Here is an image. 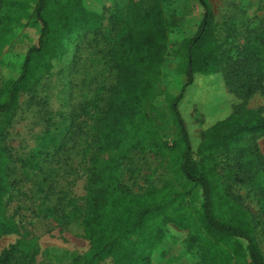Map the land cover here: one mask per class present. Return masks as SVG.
<instances>
[{"label": "trees", "instance_id": "trees-1", "mask_svg": "<svg viewBox=\"0 0 264 264\" xmlns=\"http://www.w3.org/2000/svg\"><path fill=\"white\" fill-rule=\"evenodd\" d=\"M51 1L37 0L34 5L33 15L41 24L38 41L27 49L18 76L7 78L0 90V237L19 231L8 207L24 181L33 182L30 192L35 195H54L53 185H47L46 162L79 133L85 138L81 154L89 166V178L86 204L75 209L91 246L74 256L75 263L111 258L113 264H150L163 226L173 222L194 232L191 239L200 242L202 264H239L232 254L233 244L239 242L245 244L247 264H264L258 237L259 225L264 226V158L256 141L264 136V116L246 106L248 96L256 90L264 92V35L253 37V31L231 28L221 38L209 1L198 0L202 19L195 35L184 39L177 69L187 79L177 93L168 95V114L177 131L170 145L154 129L145 109L159 94L157 80L168 52L169 30L161 1L148 0L146 6L133 1L120 14L114 12L108 18L104 14L101 26L91 29L88 25L81 31L93 33L88 45L100 38L109 44L106 57L114 64L115 81L97 85L94 96L75 108L63 136L48 129L37 149L17 156L5 144L6 121L17 109L20 94L50 75L54 62L68 53L64 40L74 35L71 32L58 41L51 36L56 28L44 15ZM60 10L64 15L65 10ZM48 48L54 53L46 54ZM79 51L83 49L76 47ZM204 78L218 83L220 101L211 110L218 118L198 139L190 133L180 107L187 87ZM163 146L170 151L172 171L186 185L151 187L139 194L120 182L119 165L130 152ZM17 166L27 171L26 179H18ZM237 185L254 192L261 219L244 205L234 190ZM195 188L201 189L203 201L192 211L183 199ZM47 213L56 221L64 218L55 217L53 208ZM0 264L35 263L27 254L17 260L9 250L0 256Z\"/></svg>", "mask_w": 264, "mask_h": 264}, {"label": "rangeland", "instance_id": "rangeland-1", "mask_svg": "<svg viewBox=\"0 0 264 264\" xmlns=\"http://www.w3.org/2000/svg\"><path fill=\"white\" fill-rule=\"evenodd\" d=\"M133 1L146 6L148 0L51 1L52 6L44 11L45 17L56 28L51 36L58 41L71 32L74 35L64 40L68 53L62 60L54 62L50 75L43 77L32 90L20 94L17 109L6 121L5 144L15 155L25 157L37 149L40 137L48 129L63 136L75 108L94 96L97 85L109 86L115 81L114 64L106 57L109 44L100 38L95 42L97 44L88 45V39L93 33L81 30H87L88 25L91 29L101 26L102 15L105 14L108 18L114 12L120 14ZM160 1L169 30L168 52L162 76L157 80L159 94L145 105V109L150 114L154 129L163 141L171 145L177 138V131L168 114V95L177 93L187 79L185 74L177 73L182 57V44L185 38L195 35L203 9L198 0ZM208 1L221 38L231 28L248 34L253 31L250 34L253 37L264 35V0ZM36 2L37 0L0 1V90L7 78L18 76L27 49L38 41L41 24L33 15ZM76 7H79L76 11L71 10ZM58 8L60 11L64 9L67 17L58 12ZM59 13L65 19L62 22L58 21ZM69 14L71 18L68 17ZM77 16L80 18H76ZM76 47L83 51L76 53ZM52 53L54 49L48 48L46 54ZM218 86L216 81L204 78L196 80L186 89L180 109L190 133L198 139L218 118L215 119L211 111L220 101ZM100 95L107 93L102 92ZM229 99L230 103L234 102L232 98ZM246 106L258 110L264 116V92L256 90L248 96ZM92 122H89L90 129ZM84 141L82 134H75L65 149L49 156L46 173L51 180H48L47 185H53L54 195L46 196L42 192L35 195L30 192L33 182L27 180L15 191L8 213L16 220L19 231L0 237V256L10 250L17 260L27 254L35 264H78L74 262V256L82 255L90 248L91 243L82 233L75 209L83 207L87 198L89 166L81 154V149L85 147ZM256 141L264 158V136H258ZM170 158V151L165 146L135 149L120 162L119 180L139 194L151 187L172 183L181 188L186 183L181 175L172 171ZM16 168L18 179H26L27 171L18 166ZM191 188L187 186L186 189ZM234 190L241 194L244 205L260 218L257 198L250 187L237 185ZM183 200L190 210H198L203 201L201 189L195 188ZM49 208H53L55 217L64 218L56 221L48 216ZM193 233L191 229L179 227L173 222L165 224L150 264H202L200 242L192 241ZM258 237L264 253L263 224L259 225ZM232 254L234 261L239 264L250 261L242 242L233 244ZM93 264H113V261L108 258Z\"/></svg>", "mask_w": 264, "mask_h": 264}]
</instances>
